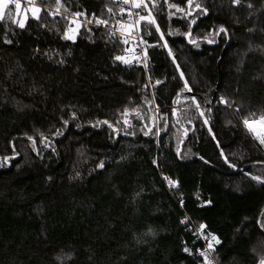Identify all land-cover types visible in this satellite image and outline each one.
Wrapping results in <instances>:
<instances>
[{
  "label": "trees",
  "instance_id": "trees-1",
  "mask_svg": "<svg viewBox=\"0 0 264 264\" xmlns=\"http://www.w3.org/2000/svg\"><path fill=\"white\" fill-rule=\"evenodd\" d=\"M34 4L25 28L0 21V264H198L186 218L220 241L218 264H259L264 151L242 121L264 115V0L148 2L164 33L143 23L152 93L115 59L120 38L84 24L62 38L66 16L115 22L117 2Z\"/></svg>",
  "mask_w": 264,
  "mask_h": 264
},
{
  "label": "built area",
  "instance_id": "built-area-1",
  "mask_svg": "<svg viewBox=\"0 0 264 264\" xmlns=\"http://www.w3.org/2000/svg\"><path fill=\"white\" fill-rule=\"evenodd\" d=\"M107 1H115L117 2L123 11L120 12V18L111 22L108 21L107 25L100 24L98 25L94 19V17H74V16H66L71 20H75V24H84L95 26L94 28L102 29L108 32L111 36L115 38H120L121 40L127 41L126 51L122 56V61L124 64L134 68H141L145 73L147 83L145 84V88L152 93V86L150 83V69L151 62L148 56V48L149 41L147 33L143 27V23L145 21H141L139 24L135 22L139 19V16L136 15L138 12L140 15L147 16L149 13V8H135L133 7L131 0L128 4L123 3V0H107ZM151 0H145V3L148 4ZM20 3L25 4L26 6H34V3H30L29 0H19ZM139 2V0H137ZM55 14L62 15V13L52 11ZM131 13V14H130ZM88 21H92V23H88ZM74 25L71 26L74 29ZM127 61V63L125 62ZM168 187L175 188L174 184L170 185L168 183ZM184 223L189 225V230L192 232L195 237L196 242L201 243V246L194 253H190V256L196 260H198V264H206L205 256L207 257V264H218L216 260V251L217 245L215 242L205 239L203 235V229L200 227H196L192 224V222L186 218L184 219ZM209 243L212 244V248L208 247ZM203 253V255H202Z\"/></svg>",
  "mask_w": 264,
  "mask_h": 264
},
{
  "label": "snow or ice",
  "instance_id": "snow-or-ice-1",
  "mask_svg": "<svg viewBox=\"0 0 264 264\" xmlns=\"http://www.w3.org/2000/svg\"><path fill=\"white\" fill-rule=\"evenodd\" d=\"M29 2L30 3H34L35 0H29ZM129 2H130V0H123V3H125V4H128ZM240 2H241V0H234V3H236V4H239ZM13 3L15 4V8L19 11L20 8H21V4H20L19 0H0V21H4L5 19L11 20L13 23L17 24L19 28L23 29L26 26V19H27V17H25L24 20H19V19L14 20L11 11H9L8 14H7V17H5V14H4L5 13V9H7L9 7V5L10 4H13ZM131 3L133 5V7H135V8H141V7L147 8L148 7V4L145 3V0H139V2H137V0H131ZM165 3H167V0H165ZM57 4L59 5V0H57ZM193 4H194V0H187V6H188L189 9H192L193 8ZM152 7L154 9L159 10L157 8L156 3H153ZM249 7H251V5H249ZM168 8L169 9H173L174 8L176 10V12H178V13H184V16L185 17L192 15V12L191 11L186 12L184 8H181V7H179L176 4H168ZM58 10L59 9H57V11ZM193 10H200L201 15H206L207 14V8H202V5L200 3H195V7H194ZM40 11H41L40 8H38V7H32L31 8L32 18L33 19H39L38 13ZM109 11L111 12L112 10L109 9ZM121 11H123V9H121ZM17 14H18V12H17ZM73 15H74V17H79V16H81L83 14L82 13H74ZM136 15L139 16V19L135 22L136 24H139L141 21H145L147 25H155L156 26V31L158 33H160V38L162 40L164 39V33L161 32V30L159 28V25L156 24V20H155V18L152 17L151 11H149V13H148L147 16L140 15L138 12L136 13ZM173 15H175V13H173V12H170L169 13V17L170 18ZM74 22H75V20L72 21V23H74ZM95 22L98 25H100V24L107 25V23H108V21H106V20H100V19H97ZM88 23H92V21H88ZM195 24H196V18L191 19L190 24H189V31L187 33H184V35L190 37L191 36V26L192 25H195ZM71 31H73V29L71 27H69L68 28V31L65 32V34H64V36L62 38L74 40V36L68 34ZM225 31L226 30L223 27H221L219 29V32H225ZM147 34H150V33H147ZM169 34H174V33H169ZM217 34H219V33H217ZM5 42L6 43H11V40L5 39ZM189 42L190 43H193V44H196V41L195 40H192V39H190ZM209 42L211 43L212 41H209ZM125 43H127V41H125ZM164 46L167 47V41H165ZM198 46L199 45L197 44V47ZM115 59L116 60H121L122 57L116 56ZM125 62L127 63V61H125ZM158 83H160V81H157V84ZM184 86H185V88H188L189 91H191V89L188 87V84H187L186 81H185V85ZM193 99H195V98L193 97ZM221 102L222 103H225V104L228 103L223 97H221ZM197 108H199V104H197ZM126 113H127V109H125V114ZM201 115H203V113H201ZM251 115H254V114H250V116ZM73 118H75V114L74 113H73ZM260 120L261 121H264V115H261L260 116ZM242 122H243V124L245 125V127L250 132L253 131V129L251 127V124H250V117H245ZM102 123L108 124V121H103ZM125 123H127L126 120H125ZM65 124H67V121H65ZM109 127H111V125H109ZM149 131H151V130H149ZM56 134L57 135H60L61 133L57 132ZM148 134H149V132H144V135H148ZM255 138L259 140L260 144L264 145V137L257 136ZM232 166L234 167V165H232ZM99 167H101V168L103 167V162L100 163ZM252 179L257 180L258 182H264V181L261 180L260 177H252ZM169 184L172 185L173 182L172 181H169ZM183 222L184 221H182V223ZM204 227H205V225H203V224L200 226L201 229H203ZM213 240H215L216 243H219L220 242L215 236H213ZM208 247L211 249L212 248V244L209 243ZM185 250L187 251V249H185ZM202 255H203V253H202ZM205 261H206V264H207V257L206 256H205ZM261 264H264V259L261 260Z\"/></svg>",
  "mask_w": 264,
  "mask_h": 264
},
{
  "label": "rangeland",
  "instance_id": "rangeland-1",
  "mask_svg": "<svg viewBox=\"0 0 264 264\" xmlns=\"http://www.w3.org/2000/svg\"><path fill=\"white\" fill-rule=\"evenodd\" d=\"M21 5H23V3H20ZM26 6V5H25ZM35 6V5H34ZM29 7H33V6H26V8H29ZM25 8V9H26ZM6 10L7 9H5V13H6ZM16 11L18 12V14H16V18L17 19H19V16H20V14L21 13H23V16H22V18L21 19H19V20H24L25 19V17H26V14H27V12L25 11V10H21V8H20V10L18 11L17 9H16ZM4 13V14H5ZM27 20H28V17H27V19H26V22H27ZM79 25L78 24H75L74 25V29H73V31H71V32H69L68 34L69 35H72V36H74V40H72V41H75L76 40V37H77V33H78V27ZM166 48H168V50L170 49L169 47H168V45H167V47ZM170 52H171V50H169ZM250 124H251V127H252V129H253V131L251 132L255 137H257V136H259V137H264V134L262 133V132H260V131H258L257 129H258V127L259 126H264V121H261L260 119H258V120H254V121H250ZM260 133V134H259ZM257 141L259 142V140L257 139ZM260 143V142H259ZM262 145V144H261ZM262 149H263V151H264V145H262ZM259 264H261V262L259 263Z\"/></svg>",
  "mask_w": 264,
  "mask_h": 264
},
{
  "label": "water",
  "instance_id": "water-1",
  "mask_svg": "<svg viewBox=\"0 0 264 264\" xmlns=\"http://www.w3.org/2000/svg\"><path fill=\"white\" fill-rule=\"evenodd\" d=\"M193 27H194V25H192V29H193ZM221 34H222V32H219V34H218V40H219ZM190 39H191V36L188 37V41H189ZM228 44H229V43H227V45L224 47V49H223V51H222V55H221V57H220L219 65H220L221 61L223 60V56H224V53H225V51H226V49H227V47H228ZM215 45H217V43H216ZM185 144H186V141H184V142L182 143L181 147H180V150H179V153H178L179 158L181 157L182 150H183Z\"/></svg>",
  "mask_w": 264,
  "mask_h": 264
},
{
  "label": "crops",
  "instance_id": "crops-1",
  "mask_svg": "<svg viewBox=\"0 0 264 264\" xmlns=\"http://www.w3.org/2000/svg\"><path fill=\"white\" fill-rule=\"evenodd\" d=\"M9 6H11V4H10ZM33 7H36V6H33ZM31 8H32V7H29V8L23 9V8L21 7V10H22V11L25 10V11L27 12L26 17H28V18H29V17H32ZM38 8H39V7H38ZM39 14H40V12L38 13V15H39ZM22 16H23V13L20 14L19 19H21Z\"/></svg>",
  "mask_w": 264,
  "mask_h": 264
},
{
  "label": "bare ground",
  "instance_id": "bare-ground-1",
  "mask_svg": "<svg viewBox=\"0 0 264 264\" xmlns=\"http://www.w3.org/2000/svg\"><path fill=\"white\" fill-rule=\"evenodd\" d=\"M252 127H253V126H252ZM257 130L260 131V132H262V133L264 134V126H259ZM259 134H260V133H259Z\"/></svg>",
  "mask_w": 264,
  "mask_h": 264
}]
</instances>
